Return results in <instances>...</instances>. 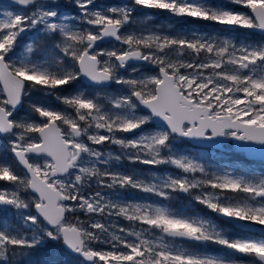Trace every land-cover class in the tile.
<instances>
[{
	"label": "snow or ice",
	"instance_id": "obj_1",
	"mask_svg": "<svg viewBox=\"0 0 264 264\" xmlns=\"http://www.w3.org/2000/svg\"><path fill=\"white\" fill-rule=\"evenodd\" d=\"M156 13L264 33V0H0V264H264V173L178 146L264 155V43Z\"/></svg>",
	"mask_w": 264,
	"mask_h": 264
},
{
	"label": "rangeland",
	"instance_id": "obj_2",
	"mask_svg": "<svg viewBox=\"0 0 264 264\" xmlns=\"http://www.w3.org/2000/svg\"><path fill=\"white\" fill-rule=\"evenodd\" d=\"M98 2H101V3H118V2H123V0H98ZM213 2L214 3H223L224 0H213ZM61 3L66 4V3H68V0H61ZM226 6L227 7H235L234 5H231V4H226ZM238 10L246 11L244 9H238ZM150 26H155L156 28H162L165 30H170L173 33L183 32L185 34H189L193 30H197V31L208 32V33H212V34L220 33L222 35H227V36L234 38L237 42L247 41V42H251V43H264V40L260 39V38H255V42H252V38L250 37L251 34L249 33L250 30L240 29L239 31L243 30V33H240L239 31H236V30L235 31L224 30V29H222L221 26H218V29H217L216 28L217 25H212V24H209L207 22H199V21L188 22V23H184V22L175 23L174 18L169 17L168 14H166V13H156L155 18L151 22ZM247 31H248V35H246ZM29 35H31V34H29ZM25 39H28V37L26 36ZM51 102L53 104H56V101L54 99H52ZM228 145L229 146L227 147V150H228L227 155H221V154L216 153L215 151H211V150H202L200 148H193V147H190V145L186 144L185 142H180V144L178 146L182 150H185V151H192V152L203 151V152H205V154L208 155L209 160H210L211 164L213 165V167H234V168H243L244 169L245 166L241 160L242 158H240L238 155L233 154L234 146L231 143H229ZM113 150H115L114 146H113ZM0 155H4V153L0 152ZM132 169L147 171L146 166L138 165V164L137 165H130L127 163V161L124 162L123 168L121 170L130 171ZM250 169L252 171H254L255 173L260 171L258 164L252 165L250 167ZM160 170H164V169H160ZM152 171H157V170L152 169ZM126 195L138 198V197L143 196L144 194L137 193L135 191L130 190ZM179 198H182L184 200L181 201V200H179ZM151 199L155 200L156 198L151 197ZM164 203L170 204V206L173 209H176L177 205H178L179 206L178 209L184 210L186 212L189 209H187L188 207L187 208L183 207V204L190 205V206L199 205L195 201H193L191 198L184 196L183 194H178L176 199H174L170 202L165 201ZM175 203H177V205ZM180 203H182V204H180ZM200 209L203 211V213L202 212H195L194 214H199V215L207 216V217L214 219L215 214L210 213L203 206L200 207ZM189 214H192V213H189ZM0 215H8V213H0ZM121 223L127 224V222H125V221H121ZM225 228L228 231L229 235L235 236L234 235V233H236L235 231H233L232 229H229L227 226ZM202 247L206 251H208L209 253H217V252L225 251L224 249H220L216 245H211V244L207 245V246H202Z\"/></svg>",
	"mask_w": 264,
	"mask_h": 264
},
{
	"label": "water",
	"instance_id": "obj_3",
	"mask_svg": "<svg viewBox=\"0 0 264 264\" xmlns=\"http://www.w3.org/2000/svg\"><path fill=\"white\" fill-rule=\"evenodd\" d=\"M224 29V28H222ZM224 30H228V29H224ZM256 32L258 35L264 37V33H260L258 31H254ZM223 140H218L215 142H193V141H187L186 143L190 144V145H195V144H199V147H194V148H201V149H205V148H212V149H216V150H221V144ZM238 142L233 141V146H234V150L237 153H242L245 156L246 161L248 162H254V163H263L264 164V155H262L261 151H260V146L258 145H250L249 147L251 149H253V151H241L240 149H238L236 147V144ZM213 145H219V147H213ZM217 219H219L218 217H216ZM220 220V219H219ZM221 221V220H220ZM232 227H234L235 229L243 232V233H247V234H251V235H255L254 232H247L244 231L242 229H240L239 227H236L234 225H232Z\"/></svg>",
	"mask_w": 264,
	"mask_h": 264
},
{
	"label": "flooded vegetation",
	"instance_id": "obj_4",
	"mask_svg": "<svg viewBox=\"0 0 264 264\" xmlns=\"http://www.w3.org/2000/svg\"><path fill=\"white\" fill-rule=\"evenodd\" d=\"M236 31H239V30H236ZM240 33H243V30H241V31H239ZM249 33L251 34V38H252V42H255V38H262V36H260V35H258L256 32H254V31H249ZM246 34V33H245ZM246 35H248V31H247V34ZM264 38V37H263ZM144 71L145 72H149L150 71V69L149 68H145L144 69ZM215 142V141H214ZM186 143V142H185ZM229 143H231L232 145H233V141L232 140H223V142L222 143H220L221 144V150H216V149H212V148H205V149H202V150H211V151H215L216 153H219V154H221V155H227L228 153H227V147L229 146L228 144ZM186 144H188V143H186ZM190 145V144H189ZM191 146V145H190ZM194 148V147H193ZM201 149V148H200ZM233 154H235V155H238L240 158H242V159H245V156L242 154V153H237L235 150L233 151ZM10 155V154H9ZM241 159V160H242ZM245 161H246V159H245ZM250 164H252V165H260L261 163H254V162H249ZM214 219L218 222V223H222L221 224V226H223V227H228L229 229H232L233 231H235V232H238L239 230H237V229H235L234 227H232V225H226L225 226V224L222 222V221H220L219 219H217L216 218V216H214ZM224 224V225H223ZM239 232H241V231H239ZM241 233H243V232H241ZM245 234V233H244ZM234 235L235 236H237L236 235V233H234ZM248 235H251V234H247L246 233V236H248Z\"/></svg>",
	"mask_w": 264,
	"mask_h": 264
},
{
	"label": "trees",
	"instance_id": "obj_5",
	"mask_svg": "<svg viewBox=\"0 0 264 264\" xmlns=\"http://www.w3.org/2000/svg\"><path fill=\"white\" fill-rule=\"evenodd\" d=\"M216 28L218 29V26H216ZM260 39H263L264 40V38L262 37V38H260ZM242 162L244 163V166H245V170L246 171H249V172H254V171H252L251 169H250V167L252 166V164H250L249 162H247V161H245V159H242ZM259 166V168H260V171L259 172H256V173H264V164H261V165H258ZM179 200H184V199H182V198H179ZM176 205H177V203H175ZM180 204H182V203H180ZM178 205H177V208L176 209H178ZM182 207V206H181ZM183 207H188L187 209H189L187 212L188 213H192V214H194L195 212H202L203 213V211L200 209V207H202L201 205H195V206H190V205H186V204H183ZM236 235L237 236H240V237H243V236H246V233L244 234V233H241V232H236ZM52 249L50 248V249H46V250H44V251H42L41 253H40V256L41 257H46V256H50V255H52ZM57 258H62V257H57Z\"/></svg>",
	"mask_w": 264,
	"mask_h": 264
}]
</instances>
